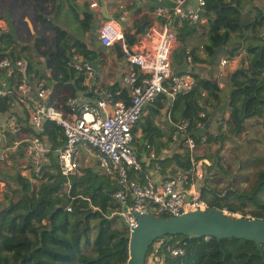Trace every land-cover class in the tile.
I'll use <instances>...</instances> for the list:
<instances>
[{"label": "trees", "instance_id": "trees-1", "mask_svg": "<svg viewBox=\"0 0 264 264\" xmlns=\"http://www.w3.org/2000/svg\"><path fill=\"white\" fill-rule=\"evenodd\" d=\"M252 1L208 0L205 13L207 23L193 25L184 21L178 28L182 42L202 32L205 38L203 50L212 62L218 53L226 51L230 57L243 53V63L229 76L230 115L227 119L218 120L215 132V128H208L207 124L213 116L212 110L222 100L216 79L201 78L190 71L195 77L196 90L179 95L171 107L166 96L158 98L134 128V147L140 157L148 143L157 156L145 169L159 165L164 175L177 169L189 170L192 163L190 150L184 144L186 137L194 139L197 149L200 146L209 149L210 145L224 138L238 136L245 129L246 120L253 117L264 119V34L261 31L264 29V10L254 6ZM71 8L79 25V31L74 30L75 33L66 23H60L58 16L39 14L44 23L54 25L58 36L55 48L58 52L49 58L47 64L55 65L61 75L55 79L57 85L75 79L77 89L85 90L87 76L71 67L69 61L73 52L92 62L98 59L100 52L90 48L89 41H86L88 33L93 36L97 18L85 7H82L85 9L82 15L74 5ZM253 10L256 11L254 16ZM139 32L136 29L135 34H127L129 45L135 43ZM91 40L96 45L94 37ZM241 46L244 50L237 53ZM5 53L14 59L25 58L38 65L43 63V53L37 51L33 44L20 43L13 29L0 32V57ZM189 55L192 61H199L196 49L188 51L186 44L180 45L172 55L173 68L182 65ZM20 75L16 71L10 80L18 83ZM36 75L40 80L53 78L46 77L41 71ZM107 88L116 94V99H129L127 88ZM14 99L15 93L1 96L0 113L9 111L10 102ZM164 110H170L173 127L167 140L163 138L161 128L155 124L157 117L166 112ZM186 123V129L178 127ZM139 131L141 137H138ZM44 134L53 142L54 149L62 144L59 139H63L64 134L55 122L45 123ZM176 136L182 137L179 148L185 151L163 157L162 151L172 150L178 140ZM203 138H206L204 142ZM203 156L212 160L217 154L208 151ZM248 163L255 166V174L246 189L236 186L239 179L236 173L226 188L219 189L211 180L217 179L220 173L210 175L212 167H209L202 189L207 208L264 219V155H256ZM54 166L56 172L47 173V180L40 184L34 183V175L25 176L19 171L16 175L17 187L9 183L6 185L4 196L7 200L0 202V264H127L129 239L126 234L129 231L126 226L123 230L116 226L120 217V205L115 198L120 185L116 179L86 168L83 175L71 177L69 186L67 177L59 172L55 163ZM214 166L219 169V165ZM69 207L71 211H68ZM93 230L97 231L94 237ZM174 237L185 241V252L178 257L168 255L164 264H264V245L259 248L254 241L193 238L187 234Z\"/></svg>", "mask_w": 264, "mask_h": 264}, {"label": "built area", "instance_id": "built-area-1", "mask_svg": "<svg viewBox=\"0 0 264 264\" xmlns=\"http://www.w3.org/2000/svg\"><path fill=\"white\" fill-rule=\"evenodd\" d=\"M154 1V22L133 45L126 38L129 33L124 25L128 20L126 14L104 19L99 29L102 47L120 44L130 66L122 79L129 91L128 101L116 99L111 89L100 87L93 101L82 95H69L61 105L55 104L51 102L52 93L45 80H34V73L27 74V59H14L6 53L0 57V97L15 93L10 110L0 121V155L23 148L25 169L34 175L35 184L46 181L47 173L56 172L55 163L70 186L71 177L82 174L79 147L96 149L102 171L120 185L115 193L120 205L118 215L127 222L129 232L138 223L137 214L173 217L208 206L202 189L206 174L203 166L209 162L196 153L193 138L186 137L184 143L191 153L192 168L177 169L167 175L159 165L145 169L157 158L151 144H146L145 152H149L146 158L140 157L134 147V128L158 98L166 96L171 107L179 95L190 93L196 85L190 71L174 72L172 67L173 50L180 42L178 28L184 21L193 25L208 22L205 15L208 0H173L171 6H166L164 0ZM90 7L100 9L101 5L92 1ZM187 60L193 62L190 55ZM226 63L227 60H222L223 65ZM69 65L89 78L95 75L94 63L78 52L72 53ZM16 71L21 73L20 80L7 92L5 87L12 82L10 78ZM165 113L171 121L170 110ZM48 121L59 125L64 134L59 139L62 144L56 149L44 134ZM186 125L178 127L183 130ZM71 210L69 207L68 211ZM174 239L164 236L155 240L148 251L147 264H164L168 255H183L185 241L173 242Z\"/></svg>", "mask_w": 264, "mask_h": 264}, {"label": "crops", "instance_id": "crops-1", "mask_svg": "<svg viewBox=\"0 0 264 264\" xmlns=\"http://www.w3.org/2000/svg\"><path fill=\"white\" fill-rule=\"evenodd\" d=\"M92 1H98L101 5V8H91L90 3ZM172 1L173 0H164V4L166 6H171ZM102 2H104V4H102ZM154 4V0H0V32L13 29L20 43L33 44L37 51L43 53L44 56L41 58L43 63L40 65L36 64L34 61L32 62L27 60V74L32 75L34 73V80L38 79L36 75V72L38 71L44 73L46 77H53L44 79L47 87H49L52 93L51 102L61 105L65 98L69 95H73L74 92H76L75 95H82L83 97L93 101L96 97L95 92L100 87L107 88L110 86H117L120 88H127L122 79L130 69L120 44H116L110 48H105L102 47L100 43L99 29L104 22L103 20L107 19L103 15V7L105 8V13L111 15L112 18H118L119 16L126 14L128 16V20L124 23V25L127 28V32L130 34H135L136 29H139L140 32L136 35L137 39L139 40L144 34L140 27L142 25H146V31L154 22ZM72 5L77 8L81 15L86 9L95 13L97 18V24L94 28L93 36L88 33L86 35V41H89L88 45L90 48L100 52V55L98 56V59L93 62L95 66L94 77H87L85 79V90L77 89L75 79L69 80L63 85H57L55 79L61 75L57 67L55 65L47 64V61L49 58L54 57L58 52L56 51L57 49H55L57 48L58 36L56 35L54 25L51 22L44 23L39 16L40 13L47 17L58 16L59 22L66 23L67 26H69L68 28L71 29V24H73V20H75L73 16L75 12L71 8ZM82 7H85V9H82ZM95 32L97 33L96 35H94ZM262 34H264V29ZM93 37L96 45L91 43V39ZM193 38L195 39L189 38L187 41L183 42L180 40V42H178L174 47L173 52L180 45L186 44L188 51L196 49V54L199 56V61L189 62L188 60H185L182 65H175L173 69L175 72L192 71L193 74L199 75L201 78H214L219 81L221 88L220 93L222 94V103L223 107L225 108L226 118H228L230 115L228 102L231 90L229 76L242 65L243 53L235 55L234 57H230L229 53L227 52L225 54L221 53L220 57H216V59L212 62V59H208L203 50V43L205 41L203 34L200 33ZM204 60H206V62H204ZM222 60H227V63L223 65ZM2 81H5L4 78H2ZM12 84L14 83L9 82L6 87L10 85L12 88ZM124 100H130V96L129 99ZM219 108H217V110H219ZM18 110L21 112V107L18 108ZM212 114L213 116L210 118V121L207 124L208 128L211 129L215 128V126L219 123L218 120H220L218 111L214 112V110H212ZM5 115L6 113L0 114V121L4 120ZM145 115L147 114L145 113ZM163 138L165 137L163 136ZM177 146V150L174 149V146L172 150H163L162 156H171L174 152L180 151L179 145ZM7 152L9 153V158L11 157L15 162L21 163V165L23 164L24 168L26 167V158L23 148H18L15 150L10 149L4 152L5 156ZM20 171L25 176H30L31 174L23 168H21ZM0 185V189L5 186V183L2 182V179H0Z\"/></svg>", "mask_w": 264, "mask_h": 264}, {"label": "rangeland", "instance_id": "rangeland-1", "mask_svg": "<svg viewBox=\"0 0 264 264\" xmlns=\"http://www.w3.org/2000/svg\"><path fill=\"white\" fill-rule=\"evenodd\" d=\"M252 3L254 6L256 5L264 9V0H253ZM251 12H252V16H254L256 13L255 10ZM73 21L74 23L71 24L73 29L71 28V30L73 32L74 30L79 31V25L75 22V20ZM261 31H263V29ZM96 32L94 35L97 34ZM191 39H195V38L192 37ZM243 50L244 48L241 46L239 47V50L237 51V53H240ZM221 53L225 54L226 51H222ZM221 53H218L216 57H220ZM218 105L219 106L217 108L220 107L219 110L215 108L213 109L214 112L218 111L220 119H227L225 115V108L223 107L222 100L218 102ZM155 124L161 128L162 134L165 137L164 139L167 140L168 136L173 131V127L170 123L167 113L164 112L161 116H158L157 119L155 120ZM218 124L215 126V129H213L214 132L217 131ZM224 125L226 126V124ZM245 126H246L245 129L238 136H231V137L224 138L221 141H218L210 145L209 149L204 148V147L202 148V146H200L196 150V153L200 155L199 156L200 158L204 154L208 153V151L209 153L217 154V156L214 159L212 160L207 159L209 163L204 164L203 169L207 173L209 170V167L211 166L212 172L210 173V175L215 172L220 173L217 179L214 178L213 180H211V183L214 185H217L219 189L226 188L227 184L232 181L233 175L235 173L236 175H238L237 177L239 178L238 182L236 183V186L241 189H246L249 186L255 174L254 173L255 166L250 165L248 161L251 160L256 155H264V119L263 118L259 119L257 117L250 118V120L248 121L246 120ZM141 136H142V133L141 131H139L138 137H141ZM176 137L178 138V140L174 144L175 150L178 149L177 145H180V142H181L180 138H182L181 136L180 138L179 136H176ZM183 151H185V149L181 150L180 152H183ZM146 156H147V153L143 152L142 158H146ZM51 160H53V158ZM78 161L81 166V172H82L81 175L84 174V171L86 168H91L95 172H98L101 174L104 173L100 167L99 152L94 148L86 147L84 145L80 146L79 152H78ZM214 165H219V169H217L216 166ZM21 168L25 169L23 167V164L21 165V163L15 162L11 157L9 158L8 152L6 153V156L3 154L0 155V179H2V182L5 183V186H3L0 189V202L4 203L7 200L4 196V192L7 190L6 183L7 184L9 183V185L13 187H17L16 174L21 170ZM249 209L250 208H247V210ZM236 214L242 215V213H236ZM248 216H250V214ZM116 226L120 230L121 229L123 230V228L125 227L124 221L121 217H119ZM96 234H97V231L93 230L92 236L94 237ZM176 239H174L173 242Z\"/></svg>", "mask_w": 264, "mask_h": 264}, {"label": "water", "instance_id": "water-1", "mask_svg": "<svg viewBox=\"0 0 264 264\" xmlns=\"http://www.w3.org/2000/svg\"><path fill=\"white\" fill-rule=\"evenodd\" d=\"M103 15L107 19H112L111 15L105 13L104 7ZM145 27L146 25L140 27L143 33ZM196 89L197 85L193 90ZM5 90L8 92L10 85ZM137 218V225L126 234L129 239L127 264H147V254L151 245L164 236L187 234L193 238H238L254 241L259 248L264 245V219L232 214L218 208L198 209L173 217L137 214ZM124 225L128 226L126 221ZM262 254L264 255V252Z\"/></svg>", "mask_w": 264, "mask_h": 264}]
</instances>
